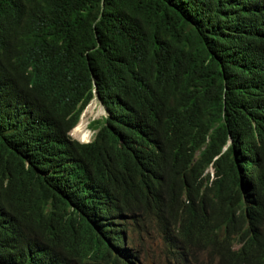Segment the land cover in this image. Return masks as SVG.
Listing matches in <instances>:
<instances>
[{"label": "trees", "instance_id": "trees-1", "mask_svg": "<svg viewBox=\"0 0 264 264\" xmlns=\"http://www.w3.org/2000/svg\"><path fill=\"white\" fill-rule=\"evenodd\" d=\"M150 228L264 264V0H0V264H136Z\"/></svg>", "mask_w": 264, "mask_h": 264}, {"label": "rangeland", "instance_id": "rangeland-1", "mask_svg": "<svg viewBox=\"0 0 264 264\" xmlns=\"http://www.w3.org/2000/svg\"><path fill=\"white\" fill-rule=\"evenodd\" d=\"M91 101L92 103H90ZM91 101L89 102L91 105L88 111L80 118L82 127L84 130H88L90 134L89 140L93 136V131L88 128L89 122L102 118L107 114L104 105L96 96ZM71 136L77 139L75 135ZM208 170L212 171V168L209 167ZM131 246L134 250L138 251L139 262H136V264H166L162 254L163 245L157 233L152 228L147 233L132 234Z\"/></svg>", "mask_w": 264, "mask_h": 264}, {"label": "clouds", "instance_id": "clouds-1", "mask_svg": "<svg viewBox=\"0 0 264 264\" xmlns=\"http://www.w3.org/2000/svg\"><path fill=\"white\" fill-rule=\"evenodd\" d=\"M95 96L97 97V95H95ZM95 96H94V97H95ZM94 97H93V98H94ZM93 98H92V99H93ZM97 98H98V97H97ZM92 99H91V100H92ZM98 99H99V98H98ZM91 100H90V101H91ZM101 103H102V102H101ZM88 104H89V103H88ZM88 104L86 105V107L88 106ZM86 107H85V108H86ZM85 108L83 109V111L85 110ZM83 111L81 112V114H80V116H79L78 122H79V120H80V117H81ZM106 115H107V114H106ZM104 117H105V116H104ZM78 122H77V123H78ZM77 123H76V124H77ZM76 124L70 129V131H69V135H70V136L72 135L70 132H71V130L76 126ZM88 128L91 129L89 126H88ZM91 130H92V129H91ZM92 131H93V134H94L95 131H94V130H92ZM71 137H72V136H71ZM92 137H93V136H92ZM72 138H73V137H72ZM73 139H75V138H73ZM75 140L79 141L78 139H75ZM88 140H89V139H88ZM88 140H87V141H79V142H81V143H87V142L91 141V139H90L89 141H88ZM210 167L212 168V171H209V170H208V172H209L210 178H212V177H213V174H214V169H213V166H210ZM131 242H132V234H130V243H131ZM130 246H131V245H130ZM131 247H132V246H131ZM132 248H133V247H132ZM134 251H136V250H134ZM136 252H137V254H138V251H136ZM136 262H137V261H135V263H136Z\"/></svg>", "mask_w": 264, "mask_h": 264}, {"label": "bare ground", "instance_id": "bare-ground-1", "mask_svg": "<svg viewBox=\"0 0 264 264\" xmlns=\"http://www.w3.org/2000/svg\"><path fill=\"white\" fill-rule=\"evenodd\" d=\"M90 103H92V101L90 102ZM90 105V104H89ZM89 106H87L86 108H85V110H87V108H88ZM85 110L83 111V113H82V115L84 114V112H85ZM81 115V116H82ZM81 118V117H80ZM79 122H80V120H79ZM79 122L76 124V126L71 130V134H72V132L74 131V129L77 127V125L79 124ZM73 135V134H72ZM79 140V139H78ZM80 141V140H79ZM182 185V184H181Z\"/></svg>", "mask_w": 264, "mask_h": 264}]
</instances>
